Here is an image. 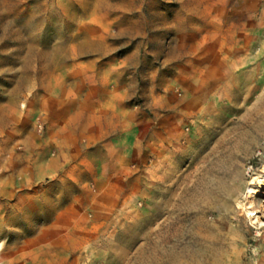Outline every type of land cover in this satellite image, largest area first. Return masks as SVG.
<instances>
[{
  "label": "rangeland",
  "instance_id": "rangeland-1",
  "mask_svg": "<svg viewBox=\"0 0 264 264\" xmlns=\"http://www.w3.org/2000/svg\"><path fill=\"white\" fill-rule=\"evenodd\" d=\"M122 99L125 150L58 146ZM56 162L85 200L3 220L0 264H264V0H0V173Z\"/></svg>",
  "mask_w": 264,
  "mask_h": 264
},
{
  "label": "crops",
  "instance_id": "crops-1",
  "mask_svg": "<svg viewBox=\"0 0 264 264\" xmlns=\"http://www.w3.org/2000/svg\"><path fill=\"white\" fill-rule=\"evenodd\" d=\"M124 99L118 101L115 106H108L104 119L105 125L100 130L99 127H94V122H91L85 127H79V124L75 123L74 116L69 108L63 109L62 112L67 114L65 118L53 120L50 123L52 126V133L56 136V141L60 148L64 149L66 146L75 144V139L78 136L79 131H86L88 136V144L91 146L99 147V149H107L108 147L117 146L118 149H124V146H128L127 139L130 138V133L124 131L123 124L120 122V113L123 110V106H120ZM89 115V114H88ZM95 115V112L92 114ZM89 117V116H88ZM90 120V118H89ZM101 131V132H100ZM87 151V150H86ZM94 153H99L97 150H92ZM63 153L59 154V159ZM126 160H130V157H126ZM108 165H103L102 176L105 179L111 178V174L107 172ZM34 172L30 176L26 175L24 181L15 182V177L12 171H6L0 173V225L3 224V220H17L21 218H26L27 210H29L30 202H45V203H60L67 205H72L73 203H82L85 199L84 196L87 195V187L81 186L76 187L72 185L71 177L73 176L72 171L64 169L63 163L58 165V162L51 165L50 169H45L43 171ZM49 173L50 177L53 179L49 182V185L44 188H37L35 184L41 181L44 174ZM81 174V173H80ZM111 175V176H110ZM81 176V177H79ZM75 177L83 178L84 175H77ZM106 180V181H107ZM16 187H15V186ZM92 201L95 199L90 198Z\"/></svg>",
  "mask_w": 264,
  "mask_h": 264
},
{
  "label": "bare ground",
  "instance_id": "bare-ground-1",
  "mask_svg": "<svg viewBox=\"0 0 264 264\" xmlns=\"http://www.w3.org/2000/svg\"><path fill=\"white\" fill-rule=\"evenodd\" d=\"M259 176V175H258ZM252 181V180H251ZM255 181V180H254ZM256 182L258 183V189L253 186V183L248 187L245 196L247 201H239L238 206H240L242 209L246 210L249 214V217L252 218V220L259 222L260 226H264V203H261L258 207V210H254L253 208H250L251 205H253V199L257 195H263V192L261 189L264 188V175L259 176L256 179ZM259 187H262L259 189ZM259 213L261 215H259Z\"/></svg>",
  "mask_w": 264,
  "mask_h": 264
},
{
  "label": "built area",
  "instance_id": "built-area-1",
  "mask_svg": "<svg viewBox=\"0 0 264 264\" xmlns=\"http://www.w3.org/2000/svg\"><path fill=\"white\" fill-rule=\"evenodd\" d=\"M42 127V126H41Z\"/></svg>",
  "mask_w": 264,
  "mask_h": 264
}]
</instances>
